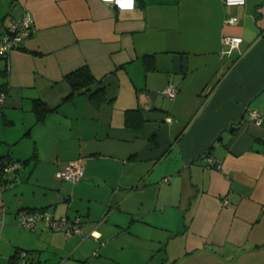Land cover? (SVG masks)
I'll use <instances>...</instances> for the list:
<instances>
[{"label": "crops", "instance_id": "1", "mask_svg": "<svg viewBox=\"0 0 264 264\" xmlns=\"http://www.w3.org/2000/svg\"><path fill=\"white\" fill-rule=\"evenodd\" d=\"M24 10L0 56V158L24 162L0 174V264H264V0H0V34ZM82 65L99 85L70 95ZM36 208L84 238L18 225Z\"/></svg>", "mask_w": 264, "mask_h": 264}, {"label": "built area", "instance_id": "2", "mask_svg": "<svg viewBox=\"0 0 264 264\" xmlns=\"http://www.w3.org/2000/svg\"><path fill=\"white\" fill-rule=\"evenodd\" d=\"M225 5H243L245 0H221ZM33 20L28 10H24L21 17L15 19L7 29L0 34V56L7 57L9 52L18 47L20 41L28 37L33 30ZM225 23L236 24L237 18L235 16H230L224 19ZM222 43L233 48L238 46L242 41L239 36L224 35L222 37ZM160 94L167 97H174L177 92V86L175 83H168L163 89H161ZM5 92L0 91V105L3 104L5 100ZM251 116L259 121L260 117L258 113L254 110L251 112ZM22 168V163L18 161L10 162L0 168L3 174L9 173L12 171L20 170ZM83 174V167L81 163L76 160L68 163L67 165L59 168L55 171V177L61 180L70 181L72 183H77ZM226 199H223V203H227ZM3 212V208L0 209V213ZM17 220L21 226L24 228L35 231L38 229V224H42V228L50 229L53 231H62L66 237L71 235H81L82 236V227H81V218L79 215L69 217L66 215L54 216L48 209L39 208L32 210H20L17 214ZM94 235L93 232H91ZM83 237V236H82ZM84 238V237H83ZM97 252L94 251L93 255H96ZM17 264H26V252L19 251L15 259Z\"/></svg>", "mask_w": 264, "mask_h": 264}, {"label": "trees", "instance_id": "3", "mask_svg": "<svg viewBox=\"0 0 264 264\" xmlns=\"http://www.w3.org/2000/svg\"><path fill=\"white\" fill-rule=\"evenodd\" d=\"M7 27L5 28V30L7 29ZM64 79L68 83V85H69V87L71 89L70 95H72L74 91L92 90L94 88H97V86L99 85L98 81L95 79V77L93 76L90 68L87 65H82V66H80V67L68 72L67 74H65ZM32 109L35 112L37 121L42 120L44 115L49 111V108L40 99H35L33 101ZM14 161H12V160H4L3 157H1L0 158V168L3 167L4 165H6L7 163L14 162ZM18 162H21V161H18ZM21 163H22V167H23L24 162H21ZM16 171H19V170H16ZM0 174H3L1 172V170H0ZM5 174H7V173H5ZM36 209H39V208H36ZM20 210H32V209H19L18 212ZM18 212H17V214H18ZM19 251L20 250H16V253L11 256V262L12 261L14 262V260L16 259L17 254L19 253Z\"/></svg>", "mask_w": 264, "mask_h": 264}, {"label": "rangeland", "instance_id": "4", "mask_svg": "<svg viewBox=\"0 0 264 264\" xmlns=\"http://www.w3.org/2000/svg\"><path fill=\"white\" fill-rule=\"evenodd\" d=\"M19 223V222H18ZM18 225H20V224H18ZM21 226V225H20ZM22 228H24L23 226H21ZM24 229H26V228H24ZM43 229H45V228H43ZM26 230H28V229H26ZM49 231H51L50 229H48ZM29 231H31V230H29Z\"/></svg>", "mask_w": 264, "mask_h": 264}, {"label": "snow or ice", "instance_id": "5", "mask_svg": "<svg viewBox=\"0 0 264 264\" xmlns=\"http://www.w3.org/2000/svg\"><path fill=\"white\" fill-rule=\"evenodd\" d=\"M129 4L131 3V0H128Z\"/></svg>", "mask_w": 264, "mask_h": 264}]
</instances>
